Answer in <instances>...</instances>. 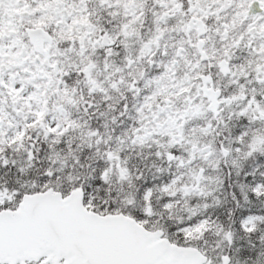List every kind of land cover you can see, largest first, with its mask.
I'll list each match as a JSON object with an SVG mask.
<instances>
[{"label": "snow or ice", "instance_id": "snow-or-ice-1", "mask_svg": "<svg viewBox=\"0 0 264 264\" xmlns=\"http://www.w3.org/2000/svg\"><path fill=\"white\" fill-rule=\"evenodd\" d=\"M0 264H264V0H0Z\"/></svg>", "mask_w": 264, "mask_h": 264}]
</instances>
